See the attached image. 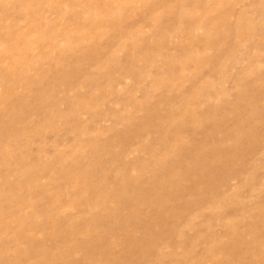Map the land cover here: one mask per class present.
<instances>
[{
    "label": "rangeland",
    "instance_id": "obj_1",
    "mask_svg": "<svg viewBox=\"0 0 264 264\" xmlns=\"http://www.w3.org/2000/svg\"><path fill=\"white\" fill-rule=\"evenodd\" d=\"M27 1L0 0V264H264V0Z\"/></svg>",
    "mask_w": 264,
    "mask_h": 264
},
{
    "label": "bare ground",
    "instance_id": "obj_2",
    "mask_svg": "<svg viewBox=\"0 0 264 264\" xmlns=\"http://www.w3.org/2000/svg\"><path fill=\"white\" fill-rule=\"evenodd\" d=\"M102 2L103 3H105L106 2V0H102ZM25 3V2H24ZM27 3L30 5V6H33V5H35L36 3H37V1H34V0H29V1H27ZM116 12V11H115ZM113 14H114V12H112ZM115 18V17H114ZM78 31H80V29L78 30V28H69V29H67L66 31H64V33H63V31H62V35H63V38L65 39V40H71V38H73V36L74 35H76V33H78ZM23 36H24V34L23 33H21V32H13V35H12V37L14 38V40L15 41H17V42H20L21 40H23L24 41V43H23V46H25L26 45V42H28L27 41V39H25L24 40V38H23ZM71 43V42H70ZM73 44V43H72ZM28 45V44H27ZM78 46V43L77 44H73L72 45V47L71 48H68L67 49V52H73V51H76V49H74L75 47H77ZM28 48L26 49V52H31V46L29 45V46H27ZM94 47H95V45L93 44V45H91L90 47H88V49H85L84 50V52H82V54L83 55H86V53H94L95 52V50H94ZM78 48V47H77ZM16 49H21V48H16ZM16 49H14L15 51H16ZM57 49V48H56ZM13 50V51H14ZM72 50V51H71ZM14 51V52H15ZM64 51V50H63ZM13 52V53H14ZM23 52V49H21V53L20 54H16L17 56H20V55H22V54H26V53H22ZM60 52V51H59ZM62 52V51H61ZM74 54H75V52H73ZM65 54V53H64ZM81 55V54H80ZM92 55V54H91ZM60 56H65V55H62L61 53H60ZM21 58V57H20ZM85 58H86V56H85ZM17 63V62H16ZM33 64V61H31V63H30V65H32ZM21 75V74H20ZM31 85V84H30ZM249 119H251V118H248V120ZM176 125V124H175ZM174 125H173V123H172V127H173ZM171 127V126H170ZM176 128L177 127H179V125L177 124V126H175ZM180 128V127H179ZM178 128V129H179ZM174 130V129H173ZM238 131H240L239 129H238ZM174 132V131H173ZM176 132H178V131H176ZM241 132V131H240ZM171 137V136H170ZM172 139V138H171ZM249 140V139H248ZM252 140V139H251ZM171 142V143H170ZM173 142H175L176 143V141H174V140H172V141H169V147L167 148V150L168 151H171L172 149H175V143H173ZM178 142H180V141H178ZM177 142V143H178ZM252 141H249V143H250V147L251 148H254V144H253V142L251 143ZM176 145H178V144H176ZM180 147V146H179ZM176 148H178V146L176 147ZM174 151V150H173ZM199 151H201V150H199ZM126 154V153H125ZM123 155H124V153H123ZM117 157H119L118 155H116ZM121 156V155H120ZM122 157V156H121ZM122 159V158H121ZM70 170H68V172H69ZM66 172V171H65ZM66 175H68V173H65ZM70 174V173H69ZM78 176V175H77ZM76 176V177H77ZM70 177H72L71 175H70ZM74 182V181H73ZM99 182H106V179L105 178H103V179H101V181H99ZM98 182V183H99ZM77 184V186L79 185V183L77 182L76 183ZM105 185V184H104ZM80 187H82V184L81 185H79V188ZM106 190H107V188H106ZM101 191V190H100ZM104 192V191H103ZM99 197H100V195H99ZM98 197V198H99ZM100 199H103V198H101L100 197ZM100 199H98V200H93L91 203H92V206H93V208H95V209H97L98 211H100L101 213H105L106 212V209H104V201L103 200H100ZM90 203V204H91ZM97 207V208H96ZM6 228V227H5ZM87 231L89 232V234H90V236L86 239V241L84 242V244L86 245V246H88V247H91L92 246V244H93V238L96 236V234L98 233V230H97V227H96V225H88V227H87ZM144 243H146V241L145 240H143L142 241V249H140V252L143 254V252H144ZM66 252V251H61V250H59V249H57L56 250V253H54V254H57V256H62L63 257V255H64V253ZM149 252V250L147 251V253ZM41 253H43V255H45V263H48L47 261L48 260H50L51 258H50V254L49 253H44V251L43 252H41ZM252 255H251V261H252V259L254 258V261H255V263L256 262H264V254H262L261 256H257L256 257V255L254 254V253H252V252H250ZM49 254V255H48ZM54 257V256H53ZM256 257V258H255ZM229 258V257H228ZM232 259V258H231ZM44 260V259H43ZM82 260H84V261H86V262H88V261H90V260H88L87 258H84V259H82ZM182 260V259H181ZM227 260H229V259H227ZM162 260L160 259V260H157V263H160ZM183 262H181V264H182ZM254 263V262H253Z\"/></svg>",
    "mask_w": 264,
    "mask_h": 264
}]
</instances>
